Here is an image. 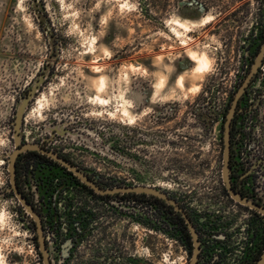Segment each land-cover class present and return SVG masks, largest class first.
Wrapping results in <instances>:
<instances>
[{
	"label": "flooded vegetation",
	"instance_id": "af4514ba",
	"mask_svg": "<svg viewBox=\"0 0 264 264\" xmlns=\"http://www.w3.org/2000/svg\"><path fill=\"white\" fill-rule=\"evenodd\" d=\"M238 1L243 9L249 6V0ZM234 5L235 0L182 1L183 8L193 10V19L188 20H199L210 10L233 12ZM40 27L47 29L44 21ZM53 35V48L58 50L61 42ZM245 38L241 67L221 116L213 95L202 103H191L188 111L181 109L178 100L159 106L150 99L141 105L136 102L132 106L129 149L124 145V133L109 137L116 141L108 144L104 125L81 120L72 113L52 115L32 132L26 127L28 100L18 130L13 123V146L5 159L7 180L2 194L13 199L15 221L21 231L18 242L33 251L31 264H45L44 251L49 264H156L154 240L160 234L174 240L183 252L178 255L183 259L181 264L249 263L247 253L264 243V214L231 198L223 180L221 192L230 203L229 211L202 212L186 201L181 189L187 171L205 167L200 151L202 132L210 133L218 124L223 163L227 122L231 186L254 204L264 206V56L249 77L264 43V3L260 22ZM149 106L151 110L143 113ZM142 113L146 116L140 119ZM188 114L193 135L187 133ZM108 156L119 170L129 169L130 178L120 171L106 173L100 166ZM67 164L110 192H96ZM183 214L197 234L199 250L194 261L193 238Z\"/></svg>",
	"mask_w": 264,
	"mask_h": 264
},
{
	"label": "rangeland",
	"instance_id": "374dc122",
	"mask_svg": "<svg viewBox=\"0 0 264 264\" xmlns=\"http://www.w3.org/2000/svg\"><path fill=\"white\" fill-rule=\"evenodd\" d=\"M182 1L41 0L38 6L50 21L51 35L55 33L61 42L54 50L53 40L49 41L35 18L33 0H0V264H31L33 260V251L18 242L21 231L13 199L2 194L15 113L24 96L31 99L25 110L28 130L35 132L52 115L72 113L104 125L108 144L116 141L109 137L124 133L128 149L136 102L141 105L150 99L159 106L178 100L181 109L188 111L191 103H202L213 95L221 116L241 67L245 37L260 22L264 0H249L244 9L242 2L235 0L233 12L206 11L213 19L205 24H200V19L188 20L193 19V10L183 8ZM174 19L186 21L189 28H181ZM38 20L43 21L41 17ZM188 50L205 53L209 67L196 73ZM179 76L183 86L178 84ZM102 78L105 87L100 88ZM35 84L37 89L29 95ZM97 97L106 101L100 103ZM123 106L128 107V115ZM149 110L151 106L143 113ZM143 113L140 119L146 116ZM187 118V133L191 135L195 130L190 129L189 114ZM218 138L219 124L210 133L202 132L200 151L206 165L187 171L185 187L181 188L186 201L206 213L229 211L230 203L221 192ZM100 167L106 173L120 171L130 178V170L116 168L111 156ZM154 247L156 264L183 262L178 258L183 252L170 237L155 235Z\"/></svg>",
	"mask_w": 264,
	"mask_h": 264
},
{
	"label": "water",
	"instance_id": "95a60500",
	"mask_svg": "<svg viewBox=\"0 0 264 264\" xmlns=\"http://www.w3.org/2000/svg\"><path fill=\"white\" fill-rule=\"evenodd\" d=\"M42 19H43V21L45 22V24L47 26V29H45L46 32L48 30L51 31V29L49 28V24H48L47 20L44 17H42ZM47 35H49V34H47ZM48 39H49L50 42L52 41V37L48 36ZM263 56H264V43L261 45L260 51L258 52V54L256 56V59H255L253 65H252V68H251V72L249 74V77L252 76L257 71V67L260 64L261 59H262ZM248 78L246 79V81L244 82V84L242 86H240L239 90L237 91L236 97H235V100H234V103L236 102L237 97H239L240 94L244 91V88H245V85L247 84ZM37 87H38V84H35L31 88V90L29 92V95L32 94L37 89ZM28 99H29V96H27V97L24 96L20 100V103L17 106L16 113H15V129L16 130H18V128H19L22 114H23V112L25 110L26 105L28 104ZM231 115H232V109L228 113V116L227 117L230 118ZM228 138H229V131H228V123L226 122V124H225V131H224L225 146H224V150H223V163H222V169H221L222 180H223L224 186H225L227 192L229 193L230 197L233 198L236 202H238V203H240L242 205L248 206L250 208H255V209H257L258 212L264 214V206H259V205L254 204L251 200H249L246 197H243L239 193L235 192L234 189L231 186L230 177H229V157H230V151H229V144H228L229 141H228ZM13 156L14 155H12V157ZM67 166L76 175H78L82 181L86 182V184H89L96 192H98V193H105V192H108V191L110 192V190H103V189L97 187L90 180H88L86 178V176L82 172H80L79 170H77L75 167H73V166H71L69 164H67ZM10 170L11 171L13 170V163L12 162L10 163ZM183 215H184V217H185V219H186V221L188 223V227H189V229L191 231V235H192V238H193L194 251H193V255H192V261H194L196 259V255H197V252L199 250L198 240H197V234H196V232L194 230V227L191 224L189 218L185 214H183ZM43 253H44V257H45V264H49V262L47 260V257H46L45 251ZM256 264H264V250L261 253L259 259L256 261Z\"/></svg>",
	"mask_w": 264,
	"mask_h": 264
},
{
	"label": "bare ground",
	"instance_id": "6f19581e",
	"mask_svg": "<svg viewBox=\"0 0 264 264\" xmlns=\"http://www.w3.org/2000/svg\"><path fill=\"white\" fill-rule=\"evenodd\" d=\"M211 19H212V15L208 14L205 17L200 19V24H205V23L209 22ZM174 22L176 24H178L181 28H184V29H188L189 28V25H188V23L186 21H182L180 19H174ZM190 23L196 24V21H190ZM188 55L195 62L194 70H195L196 73H202L203 71H205L209 67L210 61H209V58L206 56L205 53H198L197 51H194V50H188ZM178 84L180 86H183L182 76H179ZM99 87L100 88L105 87L104 78L101 79V83H100ZM195 88H198V87L195 86ZM97 101H99L100 103H103L106 100L101 98V97H97ZM122 110H123V112L125 114H127V115L129 114L128 107L123 106Z\"/></svg>",
	"mask_w": 264,
	"mask_h": 264
},
{
	"label": "trees",
	"instance_id": "16d2710c",
	"mask_svg": "<svg viewBox=\"0 0 264 264\" xmlns=\"http://www.w3.org/2000/svg\"><path fill=\"white\" fill-rule=\"evenodd\" d=\"M33 3H34V5H35V11H34V15H35V18H36V20L38 21V24H40L41 25V20H38V18H42V17H44L46 20H47V18H46V14H45V12H44V10H43V8L42 7H40V6H38V3H37V1L36 0H33ZM42 28V30H45V27H41ZM45 34H49V35H47V37L48 36H50V37H52L53 38V35H51L52 33L51 32H45ZM263 248H264V243L261 245V246H259L257 249L256 248H252L250 251H249V253H247V262H249L248 264H255V262H256V260L258 259V257L260 256V254H261V252H262V250H263Z\"/></svg>",
	"mask_w": 264,
	"mask_h": 264
},
{
	"label": "built area",
	"instance_id": "2783aa9c",
	"mask_svg": "<svg viewBox=\"0 0 264 264\" xmlns=\"http://www.w3.org/2000/svg\"><path fill=\"white\" fill-rule=\"evenodd\" d=\"M262 69L264 70V65H263ZM244 239H245V238H244ZM241 250H242V244H241L240 246H238V248H237V250H236V251H237L236 253H237V254L240 253ZM181 255H182V254H180L179 256H181ZM179 258H180V257H179Z\"/></svg>",
	"mask_w": 264,
	"mask_h": 264
}]
</instances>
